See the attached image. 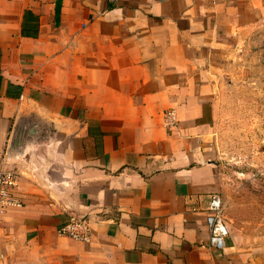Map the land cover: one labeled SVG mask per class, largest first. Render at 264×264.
Returning a JSON list of instances; mask_svg holds the SVG:
<instances>
[{"label":"crops","instance_id":"1","mask_svg":"<svg viewBox=\"0 0 264 264\" xmlns=\"http://www.w3.org/2000/svg\"><path fill=\"white\" fill-rule=\"evenodd\" d=\"M220 1L0 0V164L23 202L0 218V264H245L204 223ZM79 217L88 241L57 233Z\"/></svg>","mask_w":264,"mask_h":264},{"label":"rangeland","instance_id":"2","mask_svg":"<svg viewBox=\"0 0 264 264\" xmlns=\"http://www.w3.org/2000/svg\"><path fill=\"white\" fill-rule=\"evenodd\" d=\"M220 2L202 154L215 164L235 250L245 264H264V0Z\"/></svg>","mask_w":264,"mask_h":264},{"label":"built area","instance_id":"3","mask_svg":"<svg viewBox=\"0 0 264 264\" xmlns=\"http://www.w3.org/2000/svg\"><path fill=\"white\" fill-rule=\"evenodd\" d=\"M164 124L168 128L175 127L176 118L173 110L163 113ZM18 175L0 164V218L6 210L22 206L17 196ZM204 223L207 230V247L213 251H222L226 246L228 228L224 217V206L217 193L210 194L204 210ZM61 236L86 242L90 238V228L85 217L69 218L57 230Z\"/></svg>","mask_w":264,"mask_h":264},{"label":"trees","instance_id":"4","mask_svg":"<svg viewBox=\"0 0 264 264\" xmlns=\"http://www.w3.org/2000/svg\"><path fill=\"white\" fill-rule=\"evenodd\" d=\"M59 0H58V2L56 3V7H55V12H56V14H58V10H59Z\"/></svg>","mask_w":264,"mask_h":264},{"label":"water","instance_id":"5","mask_svg":"<svg viewBox=\"0 0 264 264\" xmlns=\"http://www.w3.org/2000/svg\"><path fill=\"white\" fill-rule=\"evenodd\" d=\"M3 167V166H2ZM3 168H6V167H3ZM6 169H11V168H6ZM11 170H13V169H11ZM13 171H15V170H13Z\"/></svg>","mask_w":264,"mask_h":264}]
</instances>
